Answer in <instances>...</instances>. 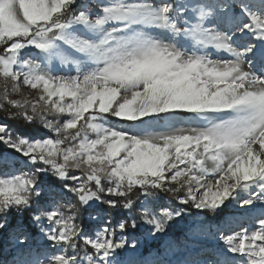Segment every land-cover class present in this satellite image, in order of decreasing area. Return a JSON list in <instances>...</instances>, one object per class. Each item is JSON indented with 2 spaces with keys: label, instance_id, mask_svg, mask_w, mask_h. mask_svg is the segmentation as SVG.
<instances>
[{
  "label": "snow or ice",
  "instance_id": "obj_1",
  "mask_svg": "<svg viewBox=\"0 0 264 264\" xmlns=\"http://www.w3.org/2000/svg\"><path fill=\"white\" fill-rule=\"evenodd\" d=\"M0 112L51 133L0 122V264H126L188 206L229 212L179 264H264V0H0Z\"/></svg>",
  "mask_w": 264,
  "mask_h": 264
},
{
  "label": "trees",
  "instance_id": "obj_2",
  "mask_svg": "<svg viewBox=\"0 0 264 264\" xmlns=\"http://www.w3.org/2000/svg\"><path fill=\"white\" fill-rule=\"evenodd\" d=\"M0 117L6 121L14 133L47 135L38 123L27 125L22 119L9 120L4 112H0ZM110 121H114L116 124L121 122L113 118H110ZM123 126L125 127L126 125ZM5 151L6 146L0 144V155H3ZM0 174H3L2 169H0ZM56 183L58 184V182ZM160 206L177 207L178 205L174 200L164 197L160 201ZM228 212L229 209L225 208L213 218L210 212H200L188 206L185 208L183 219L178 218L163 234L152 237L147 234L146 226L138 228L135 231L130 230L129 237L137 240L138 247L135 250L125 252L126 264L127 261H131L132 264H161V262H164V264H167V262L176 264L187 258L194 250L211 251L221 247L220 242L208 231L201 232L197 229H199L201 222H203L206 229L211 228L212 231H215L214 225L224 218ZM24 215L26 218L29 214L25 213ZM113 215L119 218L122 215H128V213L123 209H115L113 210ZM15 219L16 217H14V223ZM202 240H206L207 243H203ZM170 242H175L177 246L169 249L168 245ZM8 251L4 240L0 238V259L5 258Z\"/></svg>",
  "mask_w": 264,
  "mask_h": 264
},
{
  "label": "rangeland",
  "instance_id": "obj_3",
  "mask_svg": "<svg viewBox=\"0 0 264 264\" xmlns=\"http://www.w3.org/2000/svg\"><path fill=\"white\" fill-rule=\"evenodd\" d=\"M67 72H68V69H64V73H67ZM22 95L31 98V97H34V96L36 95V92H35L34 90H29V89H27V88H22ZM12 98H13V99H20L21 96H15V95H14V96H12ZM188 117H189V114H183V116L179 117V119L184 120V119H187ZM109 119H110V118H109ZM0 122H2V123H6V121L3 120L1 117H0ZM111 122H112L116 127H124L123 125H126V126L124 127V128H126V127L128 126V122H119V124H121V125H119L118 123L116 124L114 121H111ZM37 123H38V122H37ZM38 125L40 126L39 123H38ZM178 126H184V125H178ZM40 127H41V126H40ZM42 130H44V129H42ZM44 132H46V131L44 130ZM46 133H47V132H46ZM47 135H51V133H47ZM3 155L8 156L9 158H12V157H19V154L14 153L13 150L8 149L7 147H6V151L4 152ZM202 242H203V243H207L206 240H202ZM220 245H221V242H220ZM221 246H222V245H221ZM129 250H131V249H129ZM176 264H179V262L176 263Z\"/></svg>",
  "mask_w": 264,
  "mask_h": 264
}]
</instances>
